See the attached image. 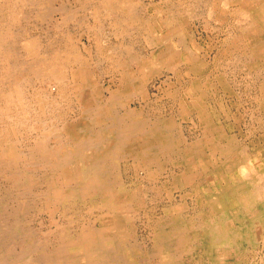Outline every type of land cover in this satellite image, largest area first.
<instances>
[{
  "label": "rangeland",
  "instance_id": "374dc122",
  "mask_svg": "<svg viewBox=\"0 0 264 264\" xmlns=\"http://www.w3.org/2000/svg\"><path fill=\"white\" fill-rule=\"evenodd\" d=\"M54 1H56V2H54ZM76 1H78V2H76ZM84 1H86V0H69V1L68 0H51V1L50 0L49 1L48 0H39L38 1L39 4L38 3L37 4H38V6H40V7L42 6V7L41 8L39 7L38 11L36 8L38 6H36V4H34V5L28 4L27 6H24V7L18 5L17 8H15V9L22 13L20 23H18L14 27L11 24L12 30L15 33V36L17 38L15 47L20 54V59H21L20 62H22V63L24 62V63H28V64H32V63L34 64V63H36V61L38 59L50 58L52 56L53 52L59 47L58 49L60 51L61 50L65 51L64 52L65 58L63 59L64 63L62 62L63 65H60V66L63 67V70L64 69H65V71L67 70L66 73L67 72L69 73L68 74L69 78L67 76V79L62 80V82H59L54 77H50V75L46 76V74H42L39 76L36 73H29V75H27V77H25V80H24L25 85L23 87V89L25 91V103L22 107H25V110L21 106L17 107L18 110L15 108L13 110L14 112L13 111L11 112L14 116V117L12 116L13 119H11V117L9 118L8 116L0 115L1 116L0 117V122H1L0 123V131H4L5 129L10 128L9 130L11 131V139L16 143L18 150L24 156L21 159V162L23 163V165H21L18 169L38 170V172H35L32 175L29 174V176H31L33 178L32 181L34 182V184H36L35 188L37 187L36 189L38 190V192H39V190L41 192H43L46 189V187H45L46 184H44V187L42 188V177L43 178L49 177L51 175V173H48V174L42 173V165H38V166L29 165V167H28V165L24 166V164L31 162V161L32 162H41V160H42V159H40L41 157H37V156L31 157L30 156L33 152H35L34 150H35L36 145L39 143H42V141H44V142H46L47 146L52 150L57 149L58 147L65 148V149L73 147L74 145H76L75 142H70V141L64 142L63 144L65 146H61V144L58 143V141L56 139H54V137H56V136H62V137L64 136L65 137V135H67L65 128H68V129L71 128L72 130H74L76 126H78V127L80 126V123L82 122V121H80V119H81L82 113H83L82 107L84 105H86L88 103H90L91 105L97 106V107L100 105V103H97L94 100L92 102H90V100H92V96L88 95L86 92H84L83 96L76 92L77 90H75V89L78 85L76 84L75 80H73V77L71 74V69L73 68V69L78 70V67H77L78 65L73 60L74 56H70L71 53H75V52H72V50L73 49H74L73 51H75L77 49L80 50V52L81 53L83 52L82 54L85 55L84 57H86L87 59L88 58L91 59V62L93 61L91 68H90V66L88 67L89 69L87 68V73H88L89 77L91 76V72H92V74H93V72L95 73L94 75H95L96 81H97V82H95L96 83L95 86H101L102 90H104L103 95H102L103 96L102 99L105 101V99L107 97H108L107 99H109V97H110V88L112 89L114 86L121 83L122 72H120L118 69L116 70L115 68H112L109 65L108 61L106 62V61L101 60L98 63V61H97V59H99V58H97L98 41L100 42V45L101 46L103 45L102 47L105 49H107V48L109 49V48H113V47H116V49L119 48L118 55H119V57L124 58V59L129 60V54L132 53V55L134 56V52H137V53L139 52V53H141V55L143 56V58L145 60H148V62L150 63V66L153 65V64L151 65L152 54H153L154 50H156L158 48L157 46H152L148 43L147 38H146V35H148V34L145 32L143 38H138L136 35H131V37L126 36L127 43L132 42L131 43L132 45L130 44L129 47L131 46L133 49L131 48L132 50H129V52L124 51V49L127 45L124 46V48L122 49V46L120 45L121 41L116 36V34H119V32H120L119 29L116 28L115 26L113 28L112 27L113 25L111 23L110 24L112 26H110L108 24V22H109L108 18L106 15H103L102 10H98V12H99L98 14H100V15H98V14L94 15L93 11H95L96 9L93 7V5L98 3V0H88L90 2H88L87 4H85ZM142 1L145 2L144 4H148L149 2H154V1H155V4H159L160 2H162L164 0H157V1L156 0H152V1L151 0H142ZM166 1H171L172 3H175L177 5H179V2L181 1L182 5H184V3H185V5L184 6L181 5L180 7L186 8V9H187V7L189 8L188 10H190V11H188L182 18V19H184V21L182 23H181V21L180 22L176 21L175 24L176 25L182 24L184 26V30L187 33L188 37L190 38L191 42L194 44V46H197V51L195 54V60L194 61L185 62L184 60H182V58H183L182 55H183V52H185V47L182 46L181 44H179L180 39H178L176 37L174 39V44L176 46V50H177L178 54L175 58L176 62L172 64L174 67L173 66H171V67L159 66L158 68H156L157 71H155L153 74H151V76L146 75V77H148V79L146 81H144V84H143L144 85V87H143L144 93H142L141 98H140V96L138 97V98H140L139 100L135 99L136 97H135L134 93H130V94L129 93H125V94L122 93L123 94L122 101L119 103L120 109L117 110L118 114L125 113L129 108L130 109L135 108V109L140 110L141 114L143 113L145 117H147L148 119L151 120V121H146V122L152 123V122H156L158 120H163V121L171 120L170 122L175 126V133L173 134V136L175 138L179 139V142H180L179 143L180 147L178 146V148L175 149L174 152H170L169 155H166V154L163 155L160 158L161 166L159 167V166L153 165L152 166L153 168H151V171L144 169L141 165L136 163L133 158H119L118 159V156L116 157V160H115V164H117L115 166L116 172L113 174V177L117 179L118 183L120 182L119 184L116 183V185L118 186V197L119 196L126 197L125 200H123V201L118 200V201H119V203L124 202V203H121V205H123V209L121 210V213L127 219V223H128V227H127L128 228L127 229L128 235H127V239H126V243L128 245L127 247L128 248H136L138 250L142 248L141 254L139 256H137V260H138L137 263L139 262V260H141V257H143L145 255L146 259L144 261V264H147L146 261H148V260H149L148 261L149 264H155L152 261L153 259L157 264H160V263L163 264L164 262L160 259L159 256L157 257L158 254H156L157 253L156 252L157 247H155L157 245V243H155V242H157V241H155L156 240L155 239L156 238V231L162 225L163 226L168 225L169 223H172L171 221H174V223L175 224L177 223L176 225H178V226H180L182 224L183 230H184V225H186V229L180 235L181 238L183 237L184 240H182V241L184 242V244L186 246H191V244H190L191 239H193L195 236H197V238H196L197 239L196 240L197 241L196 242V249H195L196 251H194V253H193L194 255H196V258H194L191 254L182 253V254H180L181 260L180 259L179 260L182 261L183 264L184 263L185 264H219V263L220 264H238V263L239 264H264V234H263L264 233V226H263L264 225V221H263L264 217L261 215H258L257 210L252 212L247 207L246 201L243 200V197H240V196L235 197L234 195H232V191L229 193V196L226 198L227 201H229V204H227L225 202V208L223 211V212H225V214L221 215L220 220H217V221L215 220V218L218 216L217 210L215 209L213 204L209 205L210 201L212 202V200L211 199L208 200V198L206 197V194H205V190L209 189V190H212V192H214L216 189H218L216 186H213L212 182L210 183L208 181V180H210V177H212V176H210L212 173V170L213 169H219L222 171L223 175H229L228 169L226 166L228 161H224L226 159L221 155L222 152L217 151V152H215V156H214L213 152L210 148L205 149L206 150V151H204L205 158L209 162V164H208L209 166L207 167V169H208L207 172L203 171V167L200 166L201 161L199 159H196V158H195V160L192 159V161H193L192 163H194L196 166H194V167L192 166V167H190V169H188L186 162H184V161H186V159L183 156V155H185L186 149L189 145H192L193 143L200 142L203 139H206L205 137L207 135V132H206L205 128L201 125L200 119H198L199 118L198 115L201 113V111L207 110L209 115H211L212 121H214L213 123L216 126L217 130L221 133L217 136H214L210 133L211 136L209 135V137L213 141L217 142V144L219 146L221 145L223 147L230 148V150L232 149L233 152L231 151L230 155H232V154L236 155L241 150L245 151L246 155H247V156L245 155V157H246L245 158V164L246 165L250 164L251 167L255 166V168H260V166L264 165V117H262V116H264V96H263V91H262L263 90L262 88L264 86V79H263L264 78V61L259 56V54L264 50V47H262V45H257L256 43L251 41L250 37L248 36V33L250 31L252 33V29H250V30L247 29V26H250L249 24H254V25L264 27V23H262L263 21L258 20L255 17V15L252 14V12H250V13L248 12L249 13L248 14L247 12H245L243 10L242 7L239 9V7L236 4H233V6H232V2H229V3L225 2L226 4L223 2L225 5H223V3L221 2L220 7L214 9L215 6L211 5V2H213L214 0H209V2H208V0H201V2L204 1L203 3L199 2V0H197V1L193 0L194 2H192V0H190V1L189 0H176V1L175 0H166ZM0 2H3V0H1ZM66 3H68V4H66ZM79 3H82V5ZM193 3H194V7L192 6ZM199 3H200V5H199ZM209 3H210V5H209ZM46 4H48V5H46ZM61 4H65L66 6L61 5ZM189 4L191 5L190 7H189ZM83 5H85L86 7ZM195 5H197V6L195 7ZM34 6L36 9L34 8ZM53 6H54L55 10H54V8L52 9ZM59 6H61V7H59ZM67 6H68V8L66 9ZM69 6H72V7H69ZM76 7H77V9H76ZM79 7H82V8L79 9ZM91 7H93V8H91ZM209 7L211 9H209ZM45 8H47V9H45ZM56 8H58L60 10L62 8L64 9L62 11L63 16H65L67 14V13H65V11L70 12V11H73L76 9L75 13L71 12V13H74L73 15L71 14L73 16V18H75L74 20H72L73 22L71 21V19H73V18H71L72 16H70V18L68 19L70 21L66 20V22H65L64 18H66V17H64L62 19L61 18V16H62L61 11L56 13V11L58 10ZM69 8H70V11L68 10ZM195 8H197V9H195ZM198 8H199V10H198ZM206 8L209 9L208 10V12L210 11L209 13L207 12ZM219 8H220V10L218 12ZM41 9H43V10H41ZM78 9H79V11L77 12ZM82 9H83V11L81 12ZM30 10H32V12H34V13L30 12ZM46 10L49 13L51 12L50 13L51 15H48V13L46 15H44ZM191 10L192 11L195 10V13L192 12ZM200 10H201V13H198V12H200ZM53 11H55V12H53ZM212 12H214V13H212ZM220 12H221V14H224L223 17L221 18V20L218 19L219 18L218 13H220ZM233 12H234V14H233ZM191 13H194V14L189 16V14H191ZM211 13H212V15L210 16ZM91 14L93 15V17ZM151 14H152V12H151ZM151 14H149L148 17H150ZM229 14L230 15L232 14V15L229 16ZM246 14H248L249 17ZM76 15H77V17H76ZM78 15H80V16L78 17ZM90 15H91V17H90ZM194 16H195V18H194ZM207 16H208V18H206ZM213 16H215V18ZM258 16H260V15H258ZM39 17H40V19H39ZM201 17H203V18H201ZM210 17H211V19H210ZM44 18H46V19H44ZM104 18L105 19L107 18V19L105 20ZM237 18H238V20H237ZM176 19H179V18L176 17ZM205 19H206V21H205ZM212 19H214V20H212ZM217 19L221 22L217 21ZM79 20H81V21H79ZM207 20H209V21H207ZM249 20H250V22H248ZM48 21H49V24L46 23ZM77 21H78V23H77ZM100 21L102 23L103 22L104 23L101 24ZM203 21H204V23H203ZM64 22L66 23V25ZM209 22L210 23L212 22V23L210 24ZM236 22H237V24H236ZM59 23H61V25ZM220 23H222V24H220ZM85 24H86V26H85ZM19 25H21V26H19ZM26 25H27V27H26ZM46 25L48 28L46 27ZM101 25H102V27H101ZM208 25H210V26H208ZM95 26H97V27L95 28ZM207 26H208V28H207ZM76 27H77V29H76ZM110 28H112V29H110ZM232 28L234 30H232ZM46 29H47V31H46ZM55 29H57V30H55ZM58 29L60 30V32L58 31ZM262 29L264 31V28H262ZM89 30H91V31H89ZM103 31H105L106 33ZM63 33L65 34V36L63 35ZM67 33H69V34H67ZM228 33H229V35H228ZM238 33H239V35H238ZM66 35H68V36H66ZM62 37H63V39H62ZM224 37H225V39H224ZM247 37H249V38H247ZM65 38L66 39L68 38V40H66ZM104 38H106V39H104ZM227 38H229V39H227ZM26 39H30V40L36 39L37 40L39 48H40V51L37 54V56L29 55L28 54L29 52L26 51V48H27ZM61 39H62V41H61L62 43L59 42ZM133 40H134V42H133ZM137 40H139V41L141 40V41L139 42ZM73 41H74V43H73ZM136 41L138 42V44ZM233 41H235V43H233ZM142 45L145 47H143ZM79 46H80V48H79ZM189 47L192 48L193 46L189 44ZM19 48H20V50H19ZM137 48L139 50H137ZM219 48H220L221 53L219 51ZM66 49H68V50H66ZM68 51H69V55L67 56L66 53ZM237 52H238V54H237ZM242 54H244V55H242ZM235 55L238 56V57L236 56L238 59L235 57ZM70 57H72V62L69 61ZM233 57H235V58H233ZM231 59L233 60V62ZM213 60H214V62H213ZM227 62H229V63L227 64ZM230 62H232V63H230ZM181 64H183V65H181ZM255 64L257 65L256 67H254ZM132 65L133 64H131V66ZM225 65L228 67H225ZM178 66H179V68H178ZM235 67L237 70L234 69ZM238 67H241V68H238ZM134 68L135 67H133V69ZM191 68L194 70H192ZM205 68H206V70H205ZM224 68H225V70H224ZM207 69H208V71H207ZM258 69L261 72H259ZM90 70H91V72H90ZM114 70H116V71H114ZM216 70H218V71H216ZM230 70L233 72H231ZM192 71H194V72H192ZM199 71H201L200 72L201 74L199 73ZM197 73L200 76H198ZM233 73H235V74H233ZM112 74H113V77L111 76ZM165 75H166V77H165ZM230 75H232V76H230ZM255 75H257V76H255ZM183 76H184V78H183ZM249 76H252V77H249ZM42 77H43V79L41 80ZM47 77H49V81H48ZM156 77H158V78H156ZM189 77H192V78H189ZM242 77H244V78L249 77V78L244 79ZM253 78L255 81L253 80ZM243 79H244V81H243ZM230 80H232V81H230ZM63 81H64V83H63ZM184 81H187V83ZM252 81H253V83H252ZM57 82H59V84ZM60 83L61 84L63 83V84L61 85ZM53 84H56V85H53ZM240 84H241V86H240ZM44 85H45V87H44ZM249 86L250 87L252 86V87L250 88ZM42 87H44V88H42ZM48 87H50V88H48ZM235 87H237V88H235ZM56 88H57V90H56ZM194 88L195 89L197 88L198 92L197 91L192 92V90H194ZM204 90H205V94H202ZM236 91H237V93H236ZM29 92H31V93H29ZM154 93H156V94H154ZM220 93H221V95H220ZM183 94H184V96H183ZM31 95H33V96H31ZM198 95H202L203 102H200V104H199L200 110L194 111L193 106H191V104L193 105V103L198 101V99L196 98ZM203 95H204V97H203ZM144 96H146V97H144ZM255 96H257V97H255ZM80 97H82L83 101H80V99H79ZM231 97H233V98H231ZM144 98H146V99H144ZM177 98L179 99V101H177L178 100ZM209 98H210V100H209ZM66 99L68 101H66ZM173 99L175 101H173ZM64 100H65V102H64ZM71 100H72V102H71ZM186 100H188V101H186ZM240 100H241V102H239ZM74 102H75V104H74ZM184 102H186L187 104ZM35 103H36V105H35ZM168 103H169V105H168ZM228 103H230V104H228ZM259 103H260V105H259ZM58 104H60V105H58ZM69 104L71 105V107H68V106H70ZM30 105H31V107H30ZM32 105H33V107H32ZM52 106L55 109H53ZM158 106H160V107H158ZM187 106L190 107L192 111L190 110L189 112H184L183 109L187 108ZM207 106H209V107H207ZM50 107H52V108H50ZM80 107H81V109H80ZM249 107H251V108H249ZM46 108H47V110H46ZM60 108H62V110H60ZM57 110H58V112H57ZM64 110H65V112H64ZM70 110H72V111H70ZM252 110H254V111H252ZM47 112H49V113H47ZM55 113H56V116H54ZM47 114H49L50 116ZM64 114L66 115V117ZM186 114H187V116H186ZM194 114H196V115H194ZM247 114H248V116H247ZM59 115H60V118H59ZM166 115H167V117H166ZM216 115H218V116H216ZM3 116H4V118H2ZM41 116H42V118H41ZM44 116H46V117H44ZM61 116H62V118H61ZM189 116H191V117H189ZM253 116H255V117L253 118ZM5 117H6V119L7 118L8 119L5 120ZM48 117H50V118H48ZM63 118H64V120H63ZM249 118H252V119H249ZM9 119H11V120H9ZM36 121H38V122H36ZM180 121H182V122H180ZM215 122H217V123H215ZM244 122H245V124H243ZM4 123L5 124L8 123V124L5 125ZM51 124H53V125H51ZM253 124H254V126H252ZM2 125L6 126V127H4V126L2 127ZM259 125H260V127H259ZM255 126H257L258 129H256L257 127H255ZM47 127H48V129H46ZM188 128H190V129H188ZM252 128L253 129L255 128L254 129L255 131L252 130ZM191 130H193L194 132ZM179 131L182 132V134H180ZM24 132L25 133L27 132V133L25 134ZM45 132H48V133L45 134ZM188 132H189V134H188ZM43 134H44V136H43ZM57 134H60V135H57ZM187 135H188V137H187ZM183 136H184V138H183ZM227 136L229 138H227ZM45 137H51V139L43 140V138H45ZM188 138H190V139H188ZM216 139H218V140H216ZM228 139H230V140H228ZM224 140L227 141L228 143L225 142ZM239 142L241 143L240 146H239V144H240ZM243 148H245V149H243ZM238 149H239V151H237ZM210 155H212V156H210ZM37 158H39V160ZM233 158H234V156L230 157L228 159H231L234 161ZM215 160H216V162H215ZM235 162H236V158H235ZM260 163H261V165H260ZM256 164H257V166H256ZM34 165H36V164H34ZM180 166H181V168H180ZM174 167H176V168H174ZM177 167H178V169H177ZM77 168L81 169V167H77ZM223 168H225V169H223ZM43 169H45V167H43ZM48 169H51V168H48ZM180 169H182V171ZM187 169L189 170V172H191L192 176L195 178V180L193 182L188 183L185 180L183 181V179H185V177H187L186 176ZM179 170H180V172H179ZM236 170H234V172H232V173L234 174ZM225 171H227V172H225ZM236 174L241 175L240 167H239L238 173H236ZM178 177H179V179H178ZM122 178H123V180H121ZM131 178L133 179L134 182L132 181ZM39 180L41 182H39ZM20 181H18V182L15 180L13 181V179H11L10 177L8 178V177H5L3 175L0 176V186H1L0 187L1 188V190H0V202H2V203L5 202L4 204L1 203L0 206L2 208L5 205L9 208L10 211H15V212L19 208L25 209L27 207L28 211L24 210V213L26 215L23 216L22 218L26 217L25 220H27V222L29 221L30 229H33L34 231H36L37 237L39 239L41 238L43 243L46 240V242L44 244L47 247L46 251L51 253L53 251L54 247H57L58 244L60 245V239H59L60 235L59 234H61L62 231L64 232V230H65L67 232L66 234L71 233L72 235H75V234H78V231L80 230V228L84 227L85 225H88L92 229H94V231L97 232L98 235H100L101 239L106 240L108 242V244L109 243L111 244V242L115 239V238H113L114 237L113 232L109 231V229L115 225V220H114V216H113L114 214L109 213L107 211V209L103 208L100 205L101 201L99 200L100 199L99 197L95 196L94 197L95 200L93 198L92 199L78 198L77 200L68 203V206L66 208L63 207V209H61L60 211H57V209H56V212L53 211L52 208L48 209L45 206V204L42 201L43 200L42 197L36 199L35 201L30 200L29 204L26 203V206H21L22 205V203H21L22 199L19 198V189L21 188V186H20L21 183H24V180H22V182H20ZM13 182H14V184H13ZM128 182L129 183L131 182L133 184H131V183L129 184ZM199 182H201V184H199ZM208 183H210V184H208ZM263 183H264V180H263ZM224 184L225 183L223 181H221L222 187L224 186ZM134 185H136V186L134 187ZM141 185H144V186H141ZM186 186H189V187H186ZM209 186H210V188H209ZM129 189H131V190H129ZM203 189H205V190H203ZM160 190H162V191H160ZM143 191H145L148 196ZM148 191H150V192H148ZM153 194H154V196H153ZM215 196H216V194H215ZM215 196H212V197L215 198ZM121 197H119V198H121ZM233 198H234V200H233ZM235 198L240 201L239 202L240 204L237 207L233 206V202L236 201ZM39 199H41V200H39ZM97 199L99 201H97ZM189 199H192V200H189ZM79 200H81V201H79ZM84 201L86 204L83 203ZM87 202H88V204H87ZM174 202H176V203H174ZM189 202L191 203V205ZM195 202H200V203H195ZM71 203H73V204H71ZM79 203L81 204V206L78 205ZM96 204L100 207H98ZM75 206L78 208V210ZM128 206H130V207H128ZM144 206H146V207H144ZM190 206H192V207H190ZM88 208H90V209H88ZM204 208H206V209H204ZM81 209L83 212L81 211ZM1 211H2V209H1ZM70 211H71V213H70ZM182 211H183V213H182ZM64 213H65V215H64ZM72 213L73 214L77 213V215L75 214V216H74ZM192 213H193V215H192ZM81 214L84 216H82ZM244 214H246V215H244ZM92 215H93V217H92ZM134 215L136 218L134 217ZM142 216L144 219L142 218ZM207 216L209 217V220H207L208 219ZM222 216L224 219L222 218ZM233 216L241 219V220L237 219L238 220L237 222H239V223L242 222V223L248 224L250 226V229H251V231L249 230V232H251L252 234L254 233L255 236L257 235L256 239L253 243H249V244L243 243L241 246L237 245L236 243L234 244V246L222 244L223 248L221 247L222 249L219 248L217 251V254H218L217 256H219V253H220V256L218 257L219 263H214L213 260H208L203 255V253L201 251V245L203 244L200 241L201 240L200 237L203 234V231H201V230H203L202 226L205 223H208V222L212 223L213 221H216L215 223L221 224L222 226H224L225 229L231 228L233 226L236 227L237 222H235ZM184 217H186V218H184ZM248 219H251V220H248ZM51 220H52V222H51ZM210 220H212V221L210 222ZM71 222H73V223H71ZM221 222H223V223H221ZM228 222H230V223H228ZM42 223H43V225H42ZM159 224H161V225H159ZM36 225H38V226H36ZM56 225L59 227H56ZM45 226H46V228H45ZM41 227L44 229H42ZM164 227H166V226H164ZM236 228H238V226ZM239 228H240V224H239ZM40 231H42V232H40ZM129 232H131V233H129ZM258 233L260 234L259 236H258ZM101 234L104 237L101 236ZM49 241H51L52 243L51 242L49 243ZM248 245H250V246H248ZM143 246L144 247L146 246V247L144 248ZM248 248H250V249H248ZM225 249L227 251L229 250V252H227V251L225 252ZM253 249H254V251H253ZM245 250H248V251H245ZM238 252L239 253L241 252V253L239 254ZM235 253H237V254H235ZM246 255L248 256V258ZM228 256L229 257L231 256V257L229 258ZM234 257H236V258L239 257V258L236 259ZM232 258H234V259H232ZM227 261H228V263H227Z\"/></svg>",
  "mask_w": 264,
  "mask_h": 264
},
{
  "label": "bare ground",
  "instance_id": "6f19581e",
  "mask_svg": "<svg viewBox=\"0 0 264 264\" xmlns=\"http://www.w3.org/2000/svg\"><path fill=\"white\" fill-rule=\"evenodd\" d=\"M38 1L39 0H3V2H0V115L8 116L9 118L11 117V119H13L12 118L13 114L11 112L15 108L17 109L18 106H21L22 107L24 105V103H25V91H24L23 87L25 85V82H24L25 77H27V75H29V73H36L39 76L42 75V74H46V76L47 75H50V77L56 78L59 82H62V80L67 79V76L69 74L68 72L66 73L67 70L66 71H65V69L63 70V67L60 66V65H63L62 62L64 61L63 59L65 58V55H64V52L65 51L64 50L63 51L62 50L60 51L58 49L59 47L53 52V54H52V56L50 58H47V59H38L36 61V63H34V64L33 63L32 64H28V63H24V62L22 63V62H20L21 61L20 54H19V52L17 51V49L15 47L17 38L15 36V33L12 30V26L14 27L18 23H20V20H21V17H22V13L20 11H17L15 8H17L18 5L24 7V6H27L28 4H33V5L36 4V6H38V4H39ZM195 1H197V0H195ZM54 2H56V1H54ZM76 2H78V1H76ZM84 2H85V4H87L90 1L86 0ZM192 2H194V1L192 0ZM199 2H201V0H199ZM203 2H201V3H203ZM208 2H209V0H208ZM221 2L222 3L223 2L224 3L225 2H228V3L229 2H232V6H233V4H236L239 7V9L242 7L245 12H247V13L248 12L249 13L252 12V14H254L255 17L258 20L263 21L262 23H264V0H214L213 2H211V5L215 6L214 9H216V8L220 7V3ZM144 3L145 2H143L142 0H98V3H96L95 5H93V7L96 9L95 11H93L94 15H97L99 13L98 10H102L103 11V15H106L107 18H108V21H109L108 24L110 26L113 25L112 26L113 28L115 26L116 28L119 29V31H120L119 34H116V33L115 34H116L117 38L121 41L120 42V45L122 46V49L124 48V46L127 45L125 47L124 51L129 52V50H132L133 49L131 46L129 47V45L132 42L131 43H127L126 36L131 37V35H136L138 38H143L145 32L148 34V35H146V38H147L148 43L150 45H152V46H157L158 48L156 50H154V52L152 54V62L153 63L151 62V65L152 64L153 65L150 66V63L148 62V60H145L143 58V56L141 55V53H139V52L138 53L137 52H134V56L132 55V53L129 54V60L128 59H124V58L119 57V55H118L119 48L118 47H117L118 49H116V47L109 48V49L108 48L105 49V48L102 47L103 45L101 46L100 45V42L98 41V44H97L98 45V48H97V58H99V59H97L98 63L101 60L102 61H106V62L108 61L109 65L112 68H115L116 70L118 69L120 72H122V74H121V83H119L118 85L114 86L112 89L110 88V97H109V99H107L108 98L107 97L106 98L107 100L105 99V101L102 99V97H103L102 95H103L104 90H102L101 86H95V84H96L95 82H97L96 81V77L94 75L95 73L93 72V74H92V72L90 70V72H91V76L90 77H89V75L87 73V68L89 66L91 68L93 61L91 62V59H89V58L87 59L86 57H84L85 55H83L82 54L83 52L81 53L80 50H78V49L75 50V51H73L74 49L72 50V52H75V53H71L70 56H74L73 57V60L78 65L77 66L78 67V70L77 69H73V68L71 69V74H72L73 80H75L76 84L78 85L76 87V89H75V90H77L76 92L78 94L82 95V96L84 95V92H86L88 95H91L92 96V100H90V102H92L94 100L97 103H100V105L98 107L97 106H94V105H91L90 103L84 105L82 107L83 113H82V117L80 119V121H82L80 123V126L79 127L76 126L74 130H72L71 128L70 129L65 128L66 129V134H67V135H65V137L64 136L63 137L62 136H56V137H54V139H56L58 141V143L61 144V146H65L63 143L64 142H69V141L70 142H75L76 145H74L73 147L68 148V149L58 147L57 149L52 150V149H50L47 146L46 142L42 141V143H39V144L36 145L35 150H34L35 152H33L30 155L31 157L32 156L41 157L40 158V159H42L41 162H32L31 161V162H28V163L24 164V166H27L28 165V167H29V165H32V166L42 165V173H44V174L51 173V175L49 174L50 175L49 177H44L45 179L42 177V188L44 187V184H46L45 185V187H46L45 190L46 191L43 189L44 190L43 192H41L40 190L38 192V190L36 189L37 187L35 188V185L36 184H34V182L32 181L33 178L31 176H29V174L32 175L33 173L38 172V170H33V169H28V170H26V169H18L21 165H23V163L21 162V159L24 156L18 150V147H17L16 143L11 139V131L9 130L10 128L9 129H5L4 131H0V176L3 175V176L8 177V178L10 177L11 179H13V181L15 180L17 182L20 181V180H21L20 182H22V180H24V183H21V185H20L21 188L20 189L18 188L19 189V198L22 199V202H21L22 205L21 206H26V203L29 204L30 203L29 202L30 200L35 201L36 199L42 197V199H43L42 201L45 204V206L48 209L49 208H52L53 211L56 212V209H57V211H60L61 209H63V207L66 208L68 206V203L73 202V201L77 200L78 198H81V199H92L93 198L95 200L94 197L97 196V197L100 198L99 199L101 201V204L100 205L103 208L107 209V211L109 213L114 214L113 216H114V220H115V225L112 228H110L109 231H112L113 232V234H114V237L113 238H115L116 240L114 239L111 242V244L110 243L108 244V242L106 240H102L101 239L100 235H98V233L95 232L94 229H92L88 225H85L84 227L80 228L79 231L77 230L78 231V234H75V235H72L71 233L66 234L67 232L65 230H64V232L62 231V233L59 234L60 235V237H59V239H60V245L58 244L57 247H54L53 251L50 253V252L46 251V248L47 247L44 245L45 242H46V240L43 243L42 240H41V238L39 239L37 237L36 231H34L33 229H30V227H29L30 226L29 225V221L27 222V220H25L26 217L22 218L23 216L26 215L24 213V210L28 211V208L27 207L25 209L24 208H22V209L19 208L15 212V211H10L9 208L4 205V207H2V208L0 206V264H139V263L140 264H144V261L146 259V256L145 255L143 257H141V260H139V262L137 263V261H138L137 260V256H139L141 254V252H142L141 249L142 248L138 250L136 248H128L127 247L128 245L126 243V239H127V235H128L127 234L128 223H127V219L121 213V210L123 209V205H121V203H124V202H120L119 203V201H118V200L123 201V200L126 199V197H121V196H119L121 198L118 197V186L116 185V183H118V182H117V179L113 177V174L116 172V170H115L116 167L115 166L117 165V164H115V160H116V157L117 156H118V159L119 158H133L134 161L136 163H138L139 165H141L144 169L151 171V168H153L152 167L153 165H156V166H159L160 167L161 166V164H160V158L163 155H165V154L166 155H169L170 152H174V150L178 148L180 142H179V139H177V138H175L173 136V134L175 133V126L170 122L171 120H165V121L158 120L156 122L150 123V122H146V121H151V120L148 119L147 117H145L143 113L141 114L140 110H138V109H135V108L130 109L129 108L123 114H118L117 110L120 109L119 108V105H120L119 103L122 101L123 94H125V93H129V94L130 93H134L135 94V97H136L135 99H138V100L142 97L141 95H142V93H144V90H143L144 85L143 84H144V81H146L148 79V77H146V75L147 76H151V74H153L155 71H157L156 68H158L159 66H165V67H171V66H173L172 64L176 62L175 61V58H176V56L178 54L177 53V50H176V46L174 44V39L176 37L178 39H180L179 44H181L182 46L185 47V52H183V55H182L183 58H182V60H184L185 62L194 61L195 60V54H196V51H197V46H194V44L191 42L190 38L188 37L187 33L184 30V26L182 24L181 25H176L175 24L176 21H179V22L181 21V23L184 21V19H182L183 16L188 11H190V10H188L189 9L188 7H187V9L180 7L182 5L181 1L179 2V5H177L175 3H172L171 1H166V0L160 2L159 4H155V1L154 2H149L148 4H144ZM224 3H223V5L226 4V3L225 4ZM66 4H68V3H66ZM79 4L82 5V3H79ZM46 5H48V4H46ZM61 5H65V4H61ZM184 5H185V3H184ZM184 5H182V6H184ZM199 5H200V3H199ZM209 5H210V3H209ZM83 6H85V5H83ZM190 6L191 5L189 4V7ZM192 6L194 7V3H193ZM196 6L197 5H195V7ZM39 7L40 6L36 7L37 8V11H38V8ZM59 7H61V6H59ZM69 7H72V6H69ZM93 7H91V8H93ZM210 7H209V9H211ZM34 8H35V6H34ZM47 8H45V9H47ZM53 8H54V6L52 7V9ZM63 8L61 10L58 9V8H56V9H58L56 11V13H58V12L61 11V15H62V11L64 10ZM67 8H68V6L66 7V9ZM81 8L82 7H79V9H81ZM76 9H77V7H76ZM76 9L73 10V11H70V8H69L68 10L70 12L65 11V13H67V14L65 16L62 15L63 17L61 16V18L63 19L64 17H66L67 19L64 18L65 19L64 21L65 22H66V20L67 21H70L68 19L70 18V16H72L75 13ZM79 9L77 10V12L79 11ZM195 9H197V8H195ZM209 9H207V12H208ZM41 10H43V9H41ZM54 10H55V8H54ZM198 10H199V8H198ZM219 10H220V8L218 9V12H219ZM82 11H83V9L81 10V12ZM30 12H32V10H30ZM53 12H55V11H53ZM71 12H74V13H71ZM151 12H152V14H151ZM192 12L195 13V10L192 11ZM32 13H34V12H32ZM47 13H48V15H51L50 14L51 12L49 13V12H47V10L45 11V14L44 15H46ZM194 13L189 14V16L190 15H193ZM198 13H201V10ZM212 13H214V12H212ZM212 13L210 14V16L212 15ZM149 14H151L150 17H148ZM233 14H234V12H233ZM248 14H246V15H248ZM91 15H90V17H91ZM98 15H100V14H98ZM218 15H219V18L218 17L217 18L221 20V18L223 17L224 14H221V12H220V13H218ZM231 15L229 14V16H231ZM258 15H260V16H258ZM79 16L80 15H78V17ZM76 17H77V15H76ZM92 17H93V15H92ZM176 17H178L179 19H176ZM213 17L215 18V16H213ZM248 17H249V15H248ZM71 18H73V16ZM194 18H195V16H194ZM201 18H203V17H201ZM206 18H208V16ZM39 19H40V17H39ZM44 19H46V18H44ZM74 19L75 18L71 19V21L74 20ZM210 19H211V17H210ZM218 19H217V21H219ZM81 20H79V21H81ZM212 20H214V19H212ZM237 20H238V18H237ZM205 21H206V19H205ZM207 21H209V20H207ZM219 22H221V21H219ZM248 22H250V20ZM46 23L49 24V21L46 22ZM77 23H78V21H77ZM103 23L101 22V24H103ZM203 23H204V21H203ZM222 23H220V24H222ZM11 24H12V26H11ZM59 24L61 25V23H59ZM236 24H237V22H236ZM65 25H66V23H65ZM249 25L250 26H247V29H249V30L252 29V33H251V31L248 33V36L250 37L251 41L254 42V43H256L257 45H262V47H264V31L262 29L264 27L258 26V25H254V24H249ZM19 26H21V25H19ZM85 26H86V24H85ZM208 26H210V25H208ZM208 26H207V28H208ZM26 27H27V25H26ZM46 27H47V25H46ZM96 27L97 26H95V28ZM101 27H102V25H101ZM76 29H77V27H76ZM110 29H112V28H110ZM55 30H57V29H55ZM232 30H234V29L232 28ZM46 31H47V29H46ZM58 31L60 32L59 29H58ZM89 31H91V30H89ZM105 31H103V32H105ZM67 34H69V33H67ZM63 35L65 36L64 33H63ZM228 35H229V33H228ZM238 35H239V33H238ZM66 36H68V35H66ZM249 37H247V38H249ZM229 38H227V39H229ZM62 39H63V37H62ZM62 39L59 42H61ZM104 39H106V38H104ZM224 39H225V37H224ZM66 40H68V38ZM134 40H133V42H134ZM26 41H27L26 51L29 52L28 54L29 55H32V56L33 55L34 56H37V54L40 51V48H39V45H38L37 40L36 39L35 40L34 39H31V40L30 39H26ZM137 41H139V40H137ZM73 43H74V41H73ZM233 43H235V41H233ZM137 44H138V42H137ZM189 44L192 45L193 47L190 48L189 47ZM143 47H145V46H143ZM79 48H80V46H79ZM19 50H20V48H19ZM66 50H68V49H66ZM137 50H139V49L137 48ZM219 51H220V48H219ZM263 51L259 54V56L264 61V52ZM220 53H221V51H220ZM237 54H238V52H237ZM66 55L67 56L69 55V51L66 53ZM242 55H244V54H242ZM236 56L237 55H235V57ZM235 57H233V58H235ZM69 61L72 62V57L69 58ZM213 62H214V60H213ZM232 62H233V60H232ZM232 62H230V63H232ZM228 63L229 62H227V64ZM131 64H133V65L131 66ZM181 65H183V64H181ZM226 65H225V67H228ZM256 66L257 65L255 64L254 67H256ZM133 67H135V68L133 69ZM178 68H179V66H178ZM238 68H241V67H238ZM234 69H236V67ZM116 70H114V71H116ZM192 70H194V69H192ZM205 70H206V68H205ZM224 70H225V68H224ZM207 71H208V69H207ZM216 71H218V70H216ZM192 72H194V71H192ZM200 72L201 71H199V73ZM231 72H233V71H231ZM259 72H261V71L259 70ZM233 74H235V73H233ZM111 76L113 77V74ZM198 76H200V75L198 74ZM230 76H232V75H230ZM255 76H257V75H255ZM165 77H166V75H165ZM249 77H252V76H249ZM249 77H247V78H249ZM47 78H48V81H49V77H47ZM68 78H69V76H68ZM156 78H158V77H156ZM183 78H184V76H183ZM189 78H192V77H189ZM242 78H244V77H242ZM247 78H244V79H247ZM42 79H43V77L41 78V80ZM244 79H243V81H244ZM253 80H254V78H253ZM230 81H232V80H230ZM59 82H57V83L59 84ZM184 82L187 83V81H184ZM63 83H64V81H63ZM252 83H253V81H252ZM241 84H240V86H241ZM53 85H56V84H53ZM44 87H45V85H44ZM44 87H42V88H44ZM48 88H50V87H48ZM235 88H237V87H235ZM262 89H263L262 91H263V96H264V86H263ZM56 90H57V88H56ZM195 91H197V88L196 89L194 88V90H192V92H195ZM29 93H31V92H29ZM236 93H237V91H236ZM154 94H156V93H154ZM202 94H205V90L203 91ZM220 95H221V93H220ZM31 96H33V95H31ZM139 96H140V98H138ZM183 96H184V94H183ZM144 97H146V96H144ZM203 97H204V95H203ZM255 97H257V96H255ZM196 98L198 99V101L195 102L196 104L195 103H193V105L191 104V106H193V110L194 111L200 110L199 104H200V102H203L202 95H198ZM231 98H233V97H231ZM79 99H80V101H83L82 100V97H80ZM144 99H146V98H144ZM209 100H210V98H209ZM66 101H68V100L66 99ZM173 101H175V100L173 99ZM177 101H179V99ZM186 101H188V100H186ZM64 102H65V100H64ZM71 102H72V100H71ZM239 102H241V100ZM169 103H168V105H169ZM184 103H186V102H184ZM74 104H75V102H74ZM228 104H230V103H228ZM35 105H36V103H35ZM58 105H60V104H58ZM259 105H260V103H259ZM30 107H31V105H30ZM32 107H33V105H32ZM52 107H50V108H52ZM68 107H71V105L68 106ZM158 107H160V106H158ZM207 107H209V106H207ZM22 108L25 110V107H22ZM249 108H251V107H249ZM53 109H55V108L53 107ZM80 109H81V107H80ZM46 110H47V108H46ZM60 110H62V108H60ZM183 110H184V112H189L191 110V108L187 106V108H184ZM70 111H72V110H70ZM252 111H254V110H252ZM57 112H58V110H57ZM64 112H65V110H64ZM47 113H49V112H47ZM56 113H55L54 116H56ZM47 115H49V114H47ZM194 115H196V114H194ZM4 116L2 118H4ZM46 116H44V117H46ZM186 116H187V114H186ZM198 116H199L198 119H200V123L205 128V130L207 132V135H206V137L204 136L206 139H203L200 142L193 143L192 145H189L187 147L186 153L183 156L186 159V161H184V162H186V165H187L188 169H190V167H192V166L193 167L196 166L194 163H192L193 162L192 159L195 160V158H196V159H199L201 161L200 162V166L203 167V171L204 172H207L208 171L207 167L209 166L208 165L209 162L205 158V153H204V151H206L205 150L206 148H210L212 150L214 156H215V152H217V151L222 152L221 155L226 159L224 161H228V163H227L226 166H227L229 175H223L222 171L219 170V169H213V170L211 169L212 170V173H211L210 176H212V177H210V180H208V181L210 183L212 182L213 186H216L218 189H216L214 192H212V190H209V189H206V190L203 189V190H205V194H206V197L208 198V200H210V199L212 200V202L210 201L209 205L213 204V206L217 210V215L218 216L215 218V220L216 221L217 220H220L221 219V215H224L225 214V212H223L224 211V208H225V202L227 204H229V201H227L226 198L229 196V193L231 191H232V195H234L235 197H238V196L243 197V200L246 201L247 207L252 212L255 211V210H257L258 215H261V216L264 217V183H263V180H264V165L260 166V168H255V166L254 167H251L250 164H247L246 165L245 164V158H246L245 155H246V152L243 151V150H241L240 152H238V154H236V155L235 154L230 155L232 149L230 150V148L223 147L221 145L219 146L217 144V142L213 141L209 137L210 133L212 135H214V136H217V135H219L221 133L217 130L216 126L213 123L214 121H212L211 115H209V113L207 112V110L201 111V113ZM216 116H218V115H216ZM247 116H248V114H247ZM65 117H66V115H65ZM166 117H167V115H166ZM189 117H191V116H189ZM254 117L255 116H253V118ZM262 117H264V116H262ZM41 118H42V116H41ZM48 118H50V117H48ZM59 118H60V115H59ZM61 118H62V116H61ZM7 119L5 117V120H7ZM11 119H9V120H11ZM249 119H252V118H249ZM63 120H64V118H63ZM36 122H38V121H36ZM180 122H182V121H180ZM215 123H217V122H215ZM7 124H5V125H7ZM243 124H245V122ZM51 125H53V124H51ZM3 126L4 125H2V127ZM252 126H254V124ZM4 127H6V126H4ZM255 127H257V126H255ZM259 127H260V125H259ZM46 129H48V127ZM188 129H190V128H188ZM254 129L252 128V130H254ZM256 129H258V127ZM191 131H193V130H191ZM47 133L48 132H45V134H47ZM179 133L182 134V132H180V131H179ZM188 134H189V132H188ZM57 135H60V134H57ZM43 136H44V134H43ZM187 137H188V135H187ZM183 138H184V136H183ZM227 138H229V137L227 136ZM45 139H51V137H45V138H43V140H45ZM188 139H190V138H188ZM230 139H228V140H230ZM216 140H218V139H216ZM225 142H227V141H225ZM240 145H241V143L239 144V146ZM243 149H245V148H243ZM237 151H239V149ZM210 156H212V155H210ZM233 156H234V158H233L234 161L231 160V159H228V158L233 157ZM235 158H236V162H235ZM37 159L39 160V158H37ZM215 162H216V160H215ZM34 164H36V165H34ZM260 165H261V163H260ZM256 166H257V164H256ZM43 167H45V169H43ZM77 167H81V169H79ZM239 167L241 169V175L236 174V173H238ZM48 168H51V169H48ZM174 168H176V167H174ZM180 168H181V166H180ZM225 168H223V169H225ZM177 169H178V167H177ZM188 169H187V173H186V176L187 177H185V179H183V181L185 180L186 182L190 183V182H193L195 180V178L192 176L191 172H189ZM180 170L182 171V169H180ZM180 170H179V172H180ZM234 170H236V171L233 174L232 172H234ZM225 172H227V171H225ZM179 177H178V179H179ZM121 180H123V178ZM132 181H133V179H132ZM221 181H223L225 183L223 187L221 186ZM39 182H41V181L39 180ZM210 183H208V184H210ZM13 184H14V182H13ZM131 184H133V183H131ZM199 184H201V182H199ZM135 186L136 185H134V187ZM141 186H144V185H141ZM186 187H189V186H186ZM209 188H210V186H209ZM0 190H1V188H0ZM129 190H131V189H129ZM160 191H162V190H160ZM143 192H145V191H143ZM148 192H150V191H148ZM215 194H216V196H215ZM146 195H147V193H146ZM153 196H154V194H153ZM212 196H215V198L212 197ZM192 199H189V200H192ZM39 200H41V199H39ZM99 200L97 199V201H99ZM233 200H234V198H233ZM79 201H81V200H79ZM239 202L240 201L236 199V201L233 202V206L237 207L240 204ZM1 203L2 202H0V205H1ZM4 203H2V204H4ZM83 203H85V201ZM174 203H176V202H174ZM195 203H200V202H195ZM71 204H73V203H71ZM87 204H88V202H87ZM78 205L81 206L80 203ZM190 205H191V203H190ZM98 207H100V206H98ZM128 207H130V206H128ZM144 207H146V206H144ZM190 207H192V206H190ZM206 208H204V209H206ZM1 209H2V211H1ZM88 209H90V208H88ZM77 210H78V208H77ZM81 211H82V209H81ZM70 213H71V211H70ZM77 213H75V214L77 215ZM182 213H183V211H182ZM75 214H73V215L75 216ZM64 215H65V213H64ZM192 215H193V213H192ZM244 215H246V214H244ZM82 216H84V215H82ZM92 217H93V215H92ZM134 217H135V215H134ZM142 218H143V216H142ZM184 218H186V217H184ZM222 218H223V216H222ZM237 219L241 220L240 218L234 217L235 222L238 221ZM207 220H209V217H208ZM248 220H251V219H248ZM211 221L212 220H210V222ZM216 221H213L212 223H209L208 222V223L203 224V226H202L203 230H201V231H203V234L200 237V239H201L200 241H201V243H203L201 245V251H202L203 255L208 260H213L214 263H219L218 257L220 256V253L218 252L219 253V256H217L218 255L217 254V251H218L219 248L222 247V244L234 246V244L236 243L237 245H240L241 246L243 243H248V244L249 243H253L255 241V239H256V236L257 235L255 236L254 233L252 234L251 232H249V230L251 231V229H250V226L248 224H246V223H242V222L239 223V222H237L236 225L238 226V228H236L237 226L234 227L232 225L233 227L228 228V229H225L224 226H222L221 224L215 223ZM51 222H52V220H51ZM171 222L172 223H169L168 225H164L166 227H164L162 225L156 231V238H155L156 240L155 241H157V242H155V243H157V245L155 247H157V250H156V252H157L156 254H158L157 257L158 256L160 257V259L164 262L163 264H183L182 261H180L181 260L180 259V254H182V253L191 254L194 258H196V255H194L193 253H194V251H196L195 249H196V242H197L196 241L197 240L196 238H197V236L194 235L195 237L194 238L192 237L193 239H191V241H190L191 246H186L184 244V242L182 241V240H184L183 237L182 238L180 237V235L182 234V232L186 229V225H184V230H183L182 229L183 228V225L182 224L180 226H178V225H176L177 223L176 224L174 223V221H171ZM71 223H73V222H71ZM221 223H223V222H221ZM228 223H230V222H228ZM238 223L240 224V228H239V224ZM38 225H36V226H38ZM42 225H43V223H42ZM159 225H161V224H159ZM56 227H59V226L56 225ZM45 228H46V226H45ZM42 229H44V228H42ZM40 232H42V231H40ZM129 233H131V232H129ZM259 235L260 234L258 233V236ZM101 236H103V235L101 234ZM50 242L51 241H49V243ZM248 246H250V245H248ZM248 249H250V248H248ZM226 251L227 250L225 249V252ZM245 251H248V250H245ZM253 251H254V249H253ZM227 252H229V250ZM235 254H237V253H235ZM234 258H236V257H234ZM234 258H232V259H234ZM238 258H236V259H238ZM247 258H248V256H247ZM148 261H146L147 264H149ZM152 261L155 264H157L154 261V259ZM227 263H228V261H227Z\"/></svg>",
  "mask_w": 264,
  "mask_h": 264
}]
</instances>
